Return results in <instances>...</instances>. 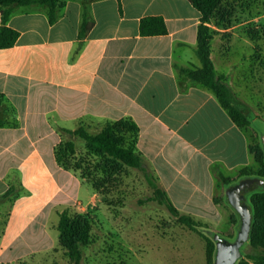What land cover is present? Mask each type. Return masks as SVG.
<instances>
[{"label": "crops", "instance_id": "obj_1", "mask_svg": "<svg viewBox=\"0 0 264 264\" xmlns=\"http://www.w3.org/2000/svg\"><path fill=\"white\" fill-rule=\"evenodd\" d=\"M84 7L93 25L78 48ZM147 16L163 17L168 33L142 36L140 22ZM200 20L189 0H66L53 24L43 6L15 10L8 26L19 38L13 47L0 49V96L11 114L0 127V194L12 181L13 165L22 172V188L30 192L14 204L4 238L15 213L48 218L88 188L55 160L59 128L75 129L83 121L90 130L125 118L138 127L136 147L146 171L176 208L204 217L213 228L226 214L224 233L236 232L233 209L215 201L225 191L218 188L216 175L234 179L251 165L249 136L259 133L252 126L241 129L211 90L179 77L176 65L199 66L194 50ZM217 40L222 41L215 36L211 43L217 75L239 104L244 101L234 88L236 80H253L250 92L256 100L250 109L264 122L263 89L230 59L233 50L218 49ZM85 190L90 201L97 199L92 189Z\"/></svg>", "mask_w": 264, "mask_h": 264}, {"label": "rangeland", "instance_id": "obj_2", "mask_svg": "<svg viewBox=\"0 0 264 264\" xmlns=\"http://www.w3.org/2000/svg\"><path fill=\"white\" fill-rule=\"evenodd\" d=\"M231 4L234 7L231 26L223 29L213 25L215 36L223 41L217 40L218 49L226 54L233 50L230 59L238 63L242 71H250L248 77H254L264 91V0H236ZM252 81L247 79V84H239L237 79L234 88L244 101L240 105L249 111L250 126L257 128L262 138L264 122L256 119L250 109L256 100V95L250 92ZM1 118L9 121L11 114L4 108ZM68 125L74 127L73 123ZM101 128L102 125L94 124L89 131L95 134ZM69 138L75 141L76 158L84 157V141L69 135L60 136V139ZM258 140L253 136L251 145ZM92 159L94 177L100 185L109 187L95 191L91 182L81 178L85 187L97 194L96 200L90 201L85 190L88 188H83L78 201L60 207L48 218L32 219L17 212L10 219L5 238L6 208L0 211V264H208L205 240L179 223L163 204L150 200L153 187L143 171L122 166L120 175L114 172L103 175L95 168L102 165L101 159ZM16 166L9 170L8 179L21 185L23 175ZM29 192L24 186L22 197ZM221 195L222 190L217 193L218 198ZM65 209L74 214H88L95 222L92 243L81 247L82 257L77 263L69 260L59 245L58 214ZM193 218L206 223L212 232L216 228L227 238L224 233L226 214L214 228L204 217Z\"/></svg>", "mask_w": 264, "mask_h": 264}, {"label": "trees", "instance_id": "obj_3", "mask_svg": "<svg viewBox=\"0 0 264 264\" xmlns=\"http://www.w3.org/2000/svg\"><path fill=\"white\" fill-rule=\"evenodd\" d=\"M66 0H0V12L2 24L0 25V49L14 46L19 38V32L10 26L8 22L18 7L39 5L47 8L49 22L53 24L57 19V10ZM86 2L88 0H82ZM236 0H189V2L201 13V20L197 31V46L195 56L199 66H175L179 77H185L191 83L211 90L219 100L220 104L228 111L232 120L244 131L251 125L249 111L241 106L234 92L226 83L223 76L217 75L211 59V43L217 32L213 25L227 29L231 26L234 7L231 4ZM93 23L88 18L86 7H84L82 23L79 31L78 48L83 45L84 39L91 29ZM140 33L142 36L165 35L168 33L167 24L161 16H147L141 19ZM3 97L0 96V127L5 126L8 121L1 118L3 113ZM60 135H69L79 138L85 143L84 157L76 158V144L71 138L61 139L54 147V156L57 164L66 170L78 173L82 179L91 182L95 191L108 186L100 185L92 172L93 159H101L102 165H96L103 175L121 174L122 166L140 169L153 187L152 201L163 204L177 221L191 231L197 233L206 242V258L208 264H214L216 242L213 238L215 233L210 227L201 221L195 220L191 215L181 213L173 204L166 191L160 188L157 179L148 174L144 165L143 157L137 150L138 127L134 121L125 118L117 121H107L101 130L95 134L89 131V125L83 121L78 123L75 129L59 128ZM250 139L253 137L249 136ZM259 140L251 145L253 163L239 170L236 178L225 177L217 173L218 188L224 189L232 183L245 177H259L264 179V147L261 136ZM92 159V160H93ZM22 186L9 182L8 189L0 194V211L6 208L5 218L8 219L16 201L22 195ZM105 196V194H103ZM248 203L252 210L253 222L249 240L242 247L243 256L236 264H264V188L251 191L247 194ZM222 201L232 208L225 194L215 201ZM233 209V208H232ZM234 211V209H233ZM57 230L59 232V245L64 255L73 262H79L82 257L81 247L92 243V230L94 220L90 215H79L65 209L59 214ZM7 222V221H6ZM232 223L239 227V216L234 211ZM236 232L227 235L233 240ZM221 236L223 234L219 233Z\"/></svg>", "mask_w": 264, "mask_h": 264}, {"label": "water", "instance_id": "obj_4", "mask_svg": "<svg viewBox=\"0 0 264 264\" xmlns=\"http://www.w3.org/2000/svg\"><path fill=\"white\" fill-rule=\"evenodd\" d=\"M261 140L264 147V134ZM259 187L264 188V179L245 177L225 188L226 199L239 216V227L233 240L221 236L219 233L214 234L213 238L216 242L214 264H236L243 256L242 247L249 240L253 222L247 194Z\"/></svg>", "mask_w": 264, "mask_h": 264}]
</instances>
